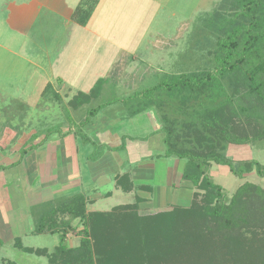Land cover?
Wrapping results in <instances>:
<instances>
[{
  "label": "trees",
  "instance_id": "16d2710c",
  "mask_svg": "<svg viewBox=\"0 0 264 264\" xmlns=\"http://www.w3.org/2000/svg\"><path fill=\"white\" fill-rule=\"evenodd\" d=\"M98 1L81 0L72 18L86 24ZM213 8L205 22L211 35L204 42L211 46L207 53L213 67L163 74L152 85L90 107L74 126L90 142L83 128L104 106L119 101L129 116L155 108L163 123L164 156L185 160L182 177L196 189L190 204L141 213L137 196L133 203L88 211L83 194L63 196L36 204L32 211L33 233L60 235L54 250L26 246L19 236L16 247L46 256V264H264V186L247 180L229 198L211 175L218 164L240 178L254 171L264 176V164L257 159H233L227 153L231 144L264 140V0H220ZM106 83L99 78L68 105H89ZM50 90L61 99L51 84L44 96ZM50 132L22 147L23 153L41 145ZM102 153L96 146L92 157ZM116 183L125 192L134 189L129 172L118 174ZM70 231L79 234L78 244L67 243ZM0 264L18 263L4 259Z\"/></svg>",
  "mask_w": 264,
  "mask_h": 264
},
{
  "label": "crops",
  "instance_id": "0c3cea01",
  "mask_svg": "<svg viewBox=\"0 0 264 264\" xmlns=\"http://www.w3.org/2000/svg\"><path fill=\"white\" fill-rule=\"evenodd\" d=\"M80 1L0 0V84H2L1 75L5 69L11 72L7 74V82L11 87L20 82L19 77L22 76L18 74H22V71L25 74L31 72L28 81L35 77H42L38 80L35 96L31 95L27 98V101H30L27 104L28 107H39L38 102L40 97H45L44 90L48 84L52 85L55 92L60 94L62 90H67L71 96L75 93L73 89L78 90L74 84L77 86L85 83L93 84L101 77L109 76L112 83L125 87L127 84L125 77L137 70L136 64L140 61H150L147 55L140 58L139 54H143V51H140V42H137L136 46L133 44V46L127 45L126 47L123 39L120 42L117 40L119 31L116 34L107 31L109 20L107 16L109 13L112 14L113 7L118 6L117 8L122 9V13H126L127 17L133 16L127 12L129 11L128 6L137 4L135 0L132 2L123 0L125 4L129 3L126 9L121 8L120 0H109V3L107 0H99L86 24H80L72 18V13ZM105 1L106 4H104ZM209 1L197 0L195 4L200 6ZM213 2L216 3L219 0ZM140 4L147 7L153 4L156 8L163 2L142 0ZM102 6H104L102 9L105 16L104 22L101 19V24L93 28L92 19ZM166 9L163 14L165 20H168L170 16L176 17L177 10L172 12L168 10L169 13H167ZM152 18L150 20L153 21L155 14ZM180 19L182 21L186 19L184 29L180 30L183 26L180 24L178 31L173 30L171 34V32H154L155 21L152 24L149 20L141 28L139 21H142V18H140L131 25L126 37L134 38V31H138V38L154 36L155 41L154 39L148 40V38L146 40L149 44L152 42L150 45L153 48L152 50L146 48V52L150 53L148 55L157 51L166 53L165 51L172 47L177 49L179 45H183L184 38L191 30L198 32V28L194 29V22L204 20V16L193 19V16L188 15ZM159 21L157 20L156 26H160ZM199 32L203 33L201 30ZM165 37H168L166 42L162 40ZM167 42H170L171 46L169 44L170 47L163 49V45ZM195 44V40L186 43V57L190 52H194L197 53L196 59L199 60L198 55L202 50L199 49L201 46L198 48ZM49 53L52 54L51 57ZM163 58H161V64L155 65L158 71H163L165 62ZM187 58L189 61V56ZM194 68H199V65ZM183 69L185 67L180 70ZM19 88L21 95L29 93L27 88L22 86ZM13 91L14 89L4 91L0 88V101H4L5 98L9 101H17L19 98L11 96ZM8 94L10 98L6 96ZM40 109L43 111L44 106L41 105ZM115 112L114 116L101 114V112L83 128V130L86 129L84 131L88 133L90 142L81 141V145L76 141L74 144L63 142L61 140L63 135H57L45 140L44 146L39 145V147L29 149L23 155L24 157L19 156V159L13 160L6 153L7 155L4 159L2 158L0 164L9 166L18 160L20 162L15 166L0 168V206L8 207L11 218L12 212H15L19 219H27L31 216L30 208L35 204L81 193L86 197L88 211L100 210L93 207L98 199L123 191L117 185L116 177L125 172L130 173L134 183V189L129 192H136V198L137 196L142 198L141 212L152 213L153 211L149 210L154 207L170 204L189 205L196 189L189 181L185 182L186 179L182 177L185 160L176 156H164V133L161 131L163 123L156 109L151 107L148 111L129 116L121 105ZM32 132L37 131L32 129ZM2 143L7 142L4 140ZM123 144L125 146H122ZM96 146L102 147L103 153L94 158L92 156ZM9 147V144L5 145V149ZM5 149H3L4 153ZM29 152L33 155L30 168L33 172L37 171L35 177H32V184L28 180L30 172L26 169V154ZM6 159L12 160L7 162ZM215 166L219 168L216 169ZM226 167L213 164L212 177L214 178ZM227 168L229 170V167ZM85 173L89 177L86 175L84 178ZM107 182L112 183L113 190L99 193V189ZM95 192L98 194L96 195ZM1 213L2 211L0 215ZM8 221L12 227L14 222ZM33 230L34 228L30 229V232L33 233Z\"/></svg>",
  "mask_w": 264,
  "mask_h": 264
},
{
  "label": "rangeland",
  "instance_id": "374dc122",
  "mask_svg": "<svg viewBox=\"0 0 264 264\" xmlns=\"http://www.w3.org/2000/svg\"><path fill=\"white\" fill-rule=\"evenodd\" d=\"M132 1L134 0H131L130 2ZM161 1L163 2V4L160 6H156L155 8L154 7L155 5L153 6V4H150L147 7L144 4H140L142 0H135L137 4L128 6L129 11L128 12L126 11L128 14L133 15L129 17L126 16V13L123 14L122 9L120 10L117 8L118 6L115 5L116 7H113L112 14L109 13V15L107 16L109 19L107 25L108 28L107 31L111 33L115 32V34L119 31L117 40L120 42L123 39L126 47L127 45L133 46V44L134 46H136L137 42H140L141 43L140 51L141 50L143 51V54H139L140 58L147 55L150 58V61L152 60L153 62L151 63L150 61L149 62L140 61L139 63H137L135 66L137 70L135 72L132 71L131 74L129 75L126 74L127 76L125 77V80H127V84H125L126 85L125 87H123L124 85H117L112 83L111 78H109V76L101 77L107 79V83L104 86L102 95L98 98L92 99L89 105H84L80 108H76L73 106L71 107L70 105H68V101L73 96H71V94H69L67 90L61 91L60 93L61 99L59 100L55 97L54 92L50 90L48 96L45 95V97H40V101L38 102L39 104L38 108L28 107L29 105L27 104L30 101H27V98L28 96L34 95V93L37 92V87H38L37 83L38 80H40L42 77H35L33 80L30 79L28 81V77L30 76L29 74L31 72H27L25 74L24 71H22V74H18L19 76H22L19 77L20 82L18 84H14L11 87L10 85H8L7 82V74H10L11 72L9 71V69H5L4 73L1 75L2 84H0V88L4 89V91L14 89L11 96L17 97L19 99L17 101H12V100L9 101L7 98H5L4 101H0V161L2 160V158L4 159V157L7 154H9L13 160L19 159V156L21 157L25 155V153H23L22 151L23 145L29 146L30 144L39 142L48 133L49 128L53 131L48 134V138L50 137L49 139H52L54 138V136L57 135L60 136L63 135L66 136V137L63 136L61 137V140L63 142H71V143L73 142L74 144V142L76 141L77 144L79 143V145H81L80 142L83 140L81 136L76 133L74 126L80 124V120L85 114H87V111L89 110L90 107H93L100 103H104L106 99H111L117 96L124 97V95L127 96L129 93H132V91L140 90L143 87L152 85L161 79V74L163 75L166 73L169 74L176 72L182 73V72L192 71L194 69H204V68L213 67L215 65L214 61L212 60L208 61V58H212V54L207 53L211 49V46L207 45L204 42L206 37L211 35L209 30L205 28V22L209 18L212 10L214 9L213 1L216 0H210L209 2L201 4L200 6L199 4L198 5L195 4L197 0H161ZM119 2L121 8L126 9V5H129V3L125 4L123 0L122 1L120 0ZM107 3H109V0H107ZM104 4H106V1ZM103 8L104 6L100 7V9H98L97 13L93 17L91 23V26L93 28H95L96 25L101 24V19H103L104 22L105 16L103 15V11H102ZM165 9L167 13H169L168 10H171V12L177 10L176 17L170 16L168 20H165L163 18ZM154 14H155V19L157 18L156 21L155 19L153 21L150 20V18H152ZM188 15L193 16V19H197L200 16H204V20L201 19V20H196L194 22L193 25L194 29L197 30L198 28V32L191 30L188 36L184 38L183 41L185 42L183 43V45L182 44L179 45L177 49L172 47L170 48V50L168 49L167 51H165L166 53L157 51L152 53V55H148L150 53L146 52V48L152 50L153 49L152 45H150L152 42L150 44L147 43L146 40L148 36L147 38L145 37L138 38L137 37L139 35L138 31H134V38L130 36L126 37L128 35L129 29L131 28V25H133L137 19L139 20L140 18H142V21H139L141 28H143L144 24H146V22L150 20V23L152 24L155 21L153 26L154 32H158V31L165 33L171 32L172 34L173 30L176 32L178 31V26L180 24L183 25L182 28H180V30H183L184 21L187 18L184 21H182V19L180 18L187 17ZM160 18L161 21H159ZM157 20L159 21L160 26H156L158 24ZM199 30L203 31V33L199 32ZM191 33L192 35H194V37H191L192 35L190 36ZM153 37L151 38L149 37L148 40L154 39L153 41H155V38ZM167 38L168 37H165V39L162 38V40L165 41ZM191 40H195L196 47L199 48L201 46L203 48L202 53L199 54L200 56L198 55L199 60L196 59L197 53L194 52L193 53L190 52L188 54L189 61L187 58L188 56L186 57L185 45L187 42ZM169 44L170 42L164 44L163 49L170 47L171 44L170 46ZM163 49L161 48V50ZM49 56L51 57L52 54L49 53ZM161 58L165 60L163 64V71H158L155 65L161 64L162 62ZM184 59H186V61H184ZM152 65L154 67H151ZM197 65H199L200 67L194 68V66ZM189 66L190 68H187ZM191 66L193 68H191ZM184 67L185 69L180 70L181 68ZM95 83L96 81L93 84L85 83L82 85L80 84L79 86H77V84H74V86L78 90L73 89L75 91L73 95L79 92H89L91 88L95 85ZM21 86L23 88H27L28 90L27 92H29L27 93V95L25 94L21 95V89L19 88ZM6 96L10 98V94ZM36 103H34V105ZM41 105L44 106L43 111L40 109ZM120 107L121 104L119 101H117L116 103L104 106L100 111H98L97 114L102 112L101 114L114 116V114L116 113L115 110ZM145 111H148V109H146ZM97 114L91 115L89 117L90 122L96 117ZM6 128H8L7 131ZM59 128H61L63 134L58 132ZM32 129L36 130L37 132L36 133L32 132ZM84 132L87 133L86 131ZM4 140H6L7 142L6 144L2 143V141L4 142ZM44 142L41 144V147L42 145L43 146L45 145ZM8 144L10 145V147L5 149V145L7 146ZM3 149L6 150L5 153ZM227 153L233 159L253 158V159H257L260 163L264 164V140L259 141L255 144H242V145L231 144L228 148ZM26 156H27L26 169L27 171L30 172L28 176V180L29 183L32 184L33 182L32 177L33 176L35 177L37 171L34 170L33 172L30 168L32 165L31 158H33L32 152L27 153ZM11 160L6 159L7 162ZM215 168L217 169L219 167L215 166ZM229 171L230 170H228V168L226 167L225 169L221 170V172H218L219 173L218 175L215 176L214 174L215 176L214 180L224 186L226 194L229 198L235 192L237 187L243 184L244 182H246L247 180L255 181L264 186V176H258L255 171L252 173L245 174L243 178H240ZM215 173H217V171H215ZM86 175L89 177V175L85 173L84 178L86 177ZM185 182H187V180H185ZM99 190H100L99 193H104L103 191L113 190V185L112 183L107 182ZM135 193L136 192H123V191L114 192V194L109 197L98 199L97 203L93 207L94 209L96 208L100 210H110L116 205L133 203L136 201ZM95 194L97 195L98 192H95ZM142 205L143 204L141 203V207ZM33 207L34 206L30 208L31 216H29V218L19 219L18 215L15 214V212H12V218H11L9 213L10 210L7 209L8 207H6L5 205L0 206L1 209L0 211H2L0 215V237L3 239V245L0 248V262H2V260L4 259H10L17 262L18 264H46L47 262L46 256H40L35 253L25 252L19 249L18 247H16L14 245V242H15V238L18 236L21 237L23 244L26 246H31L36 248L47 247L49 251H53L56 245L59 244L60 242L59 234H52V233L35 234L30 232V229H33L35 226V214H32L33 213L32 211H34ZM168 208L169 206L154 207L149 211L156 212V211H160V209H168ZM141 213H145V211ZM6 218L14 222L12 227L10 226L9 221L6 220ZM17 219L18 221H20V223L17 221ZM67 243L71 246L78 244L79 234L76 231H70L67 237Z\"/></svg>",
  "mask_w": 264,
  "mask_h": 264
}]
</instances>
